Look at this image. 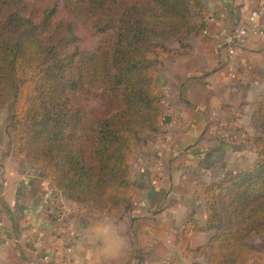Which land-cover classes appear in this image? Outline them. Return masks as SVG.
Wrapping results in <instances>:
<instances>
[{"label":"trees","instance_id":"trees-1","mask_svg":"<svg viewBox=\"0 0 264 264\" xmlns=\"http://www.w3.org/2000/svg\"><path fill=\"white\" fill-rule=\"evenodd\" d=\"M12 1L17 8L13 10ZM71 16L95 20L107 46L81 54L72 24L39 15L26 0L0 7V114L16 155L38 167L58 195L115 215L134 196L132 163L165 109L160 72L207 30L204 0H62ZM173 42L178 49L171 48ZM99 109L85 110V102ZM257 158L206 192L204 225L187 221L182 238L212 233L194 252L206 264H252L264 252V90L253 105Z\"/></svg>","mask_w":264,"mask_h":264},{"label":"crops","instance_id":"crops-1","mask_svg":"<svg viewBox=\"0 0 264 264\" xmlns=\"http://www.w3.org/2000/svg\"><path fill=\"white\" fill-rule=\"evenodd\" d=\"M204 3L208 34L194 39L186 55L169 57L161 71L164 121L159 132L147 133L133 161L130 209L112 215L62 199L38 167L16 155L0 125V264H33L39 250L58 247L72 248V264H206L194 250L212 233H193V252L186 254L183 225H204L207 188L255 162L253 105L264 90V35L244 40L233 58L222 37L255 11H262L264 28V0ZM104 216L127 241L111 257L97 253L102 240L93 244L83 235ZM39 264L67 263L56 256ZM252 264H264V252Z\"/></svg>","mask_w":264,"mask_h":264},{"label":"rangeland","instance_id":"rangeland-1","mask_svg":"<svg viewBox=\"0 0 264 264\" xmlns=\"http://www.w3.org/2000/svg\"><path fill=\"white\" fill-rule=\"evenodd\" d=\"M3 1L4 0H0V7H1ZM26 1L28 3L29 7L31 9H33L35 12H37L39 15H42L44 13L48 14L49 12H53L54 13V17H53L54 23L61 24L63 26L65 24H72L75 31H76L77 37H78V48H79V51L81 54L96 52L100 48L107 46L109 38L105 34H101V33L96 32L95 27H94L95 26V20L81 21V20L76 19L75 17L71 16L70 13L65 9L64 3L62 0H26ZM11 4H14L13 10H15L17 8L16 4L13 1ZM176 44L178 45V47H175ZM169 46L171 48H174V49L179 48V44L177 42H173ZM172 56H174V55H171L170 57H172ZM162 69H161V71H162ZM160 74H161V72H160ZM84 105H85V110L87 111V113L89 115H91L92 111L99 109V104L96 102H93V101H89V102L86 101ZM6 117H7V111H4L3 113L0 114V125H6L7 126ZM147 133L154 134L153 132H147ZM147 133H145L143 135V140H145L144 138L147 135ZM261 135L264 138V134H261ZM7 137L11 140V143L13 142L15 145V138L12 134H9L8 131H7ZM16 148L17 147H15V149ZM16 152L18 153L17 149H16ZM19 157L23 158L21 156H19ZM132 165H133V163H132ZM132 181L134 184L133 177H132ZM80 205L86 206V205H82V204H80ZM65 207L70 208L69 205H66ZM89 208H95V207L89 206ZM123 209H130V207L126 206ZM64 210L62 209L63 212H64ZM65 214H68V213H65ZM72 215H74V213H72ZM66 216H68V215H66ZM263 241H264V238L259 239L257 241V243L259 244Z\"/></svg>","mask_w":264,"mask_h":264},{"label":"built area","instance_id":"built-area-1","mask_svg":"<svg viewBox=\"0 0 264 264\" xmlns=\"http://www.w3.org/2000/svg\"><path fill=\"white\" fill-rule=\"evenodd\" d=\"M262 11H255L250 14L247 21L243 24L235 25L229 30L223 37L222 41L225 45V50L229 58H233L237 55L238 48L241 44L250 36H263L264 28L261 24ZM204 34H208L207 31ZM234 75H232L233 77ZM65 252L61 248H56L48 253H43L41 260L46 263L51 262L52 258L56 256H65L66 263H73V251L72 248H65Z\"/></svg>","mask_w":264,"mask_h":264},{"label":"clouds","instance_id":"clouds-1","mask_svg":"<svg viewBox=\"0 0 264 264\" xmlns=\"http://www.w3.org/2000/svg\"><path fill=\"white\" fill-rule=\"evenodd\" d=\"M12 169H9L11 174ZM84 238L93 244L102 240V245L97 247L99 255L111 257L119 254L127 247V241L122 235L121 227L108 216L98 218L83 230Z\"/></svg>","mask_w":264,"mask_h":264},{"label":"water","instance_id":"water-1","mask_svg":"<svg viewBox=\"0 0 264 264\" xmlns=\"http://www.w3.org/2000/svg\"><path fill=\"white\" fill-rule=\"evenodd\" d=\"M43 251L39 250L35 255H33L29 260L33 264H39L41 257H42Z\"/></svg>","mask_w":264,"mask_h":264}]
</instances>
